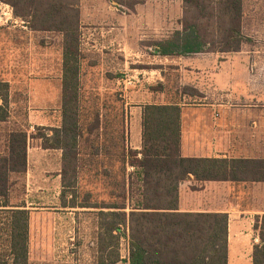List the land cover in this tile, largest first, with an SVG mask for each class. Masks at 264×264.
<instances>
[{
	"label": "trees",
	"instance_id": "1",
	"mask_svg": "<svg viewBox=\"0 0 264 264\" xmlns=\"http://www.w3.org/2000/svg\"><path fill=\"white\" fill-rule=\"evenodd\" d=\"M146 1L117 0L120 7L130 11ZM9 2L15 17L28 22L32 31L63 36L62 121L60 126L42 132L40 139L44 149L62 152V207L97 211V264H228L229 216L181 212L180 186L192 176L200 183H264V160L184 158L181 100L174 96H167V105L145 107L143 146L140 151L132 150L128 146L129 114L124 106L113 108V103L103 101L92 107L90 104L83 114L81 17L76 0ZM183 2L184 14L191 15V21L186 18L181 30L152 42V55L177 59L239 51L242 42L256 43L242 34L243 0ZM200 20L216 26L214 36L202 32ZM152 89L169 95L161 83ZM181 90L182 97H204L190 87ZM9 95V85L0 84V123L10 121ZM28 142L24 130H14L6 138V152L0 158V207H9L16 177L27 170ZM84 165L91 186L88 189L79 182ZM128 167L134 169L138 181V196L130 212L126 203ZM113 174L118 180L113 179L110 193L101 199L102 192L97 193L100 178ZM9 214L11 251L9 256L1 255L0 264H28V212L11 210ZM255 228L261 243L254 248L253 261L264 264V215L256 217ZM122 240L128 243L126 260L121 255Z\"/></svg>",
	"mask_w": 264,
	"mask_h": 264
},
{
	"label": "rangeland",
	"instance_id": "2",
	"mask_svg": "<svg viewBox=\"0 0 264 264\" xmlns=\"http://www.w3.org/2000/svg\"><path fill=\"white\" fill-rule=\"evenodd\" d=\"M9 1L0 0V29L3 26L13 27L5 24L8 16L14 13ZM76 2L81 17L80 97L83 114L90 104L92 107L94 103L107 101L115 105H112L113 108L124 106L129 116L131 114L133 124H136L134 119L138 117L139 110L135 103L146 100L162 102L167 96L184 101L182 87L178 84L179 74L175 72L177 64L155 58L151 47L152 42L178 30L186 18L191 21V15L184 14L183 0H148L137 5L134 11L120 7L117 0ZM243 4H264V0H243ZM199 23L205 35L209 31L214 36L215 25L204 20ZM19 26L12 28L11 33L4 32L0 36V73L13 86L12 120L4 130H24L29 136L27 170L16 177L11 199L16 204L24 200L30 208L49 211L45 212L47 214L43 216L42 223L50 225L54 224V210L63 208L60 199L63 190L60 176L62 152L44 151L40 135L60 126L62 121L63 36L55 32H23ZM150 69L166 70L161 73L169 95L152 89L157 83L147 81L151 78ZM194 100L200 102L199 98H187V103ZM86 159L85 156V163ZM127 173L130 176L126 179V203L127 212H130L138 196V181L133 168L128 167ZM88 179L84 165L79 182L85 189L91 187L87 184ZM113 179L118 180L117 174L111 178H100L101 189L97 193L102 192L101 199L107 198ZM68 209L73 213L69 223L90 227L93 232L98 224L96 210ZM127 249L128 243L122 240L121 255L126 256Z\"/></svg>",
	"mask_w": 264,
	"mask_h": 264
},
{
	"label": "crops",
	"instance_id": "3",
	"mask_svg": "<svg viewBox=\"0 0 264 264\" xmlns=\"http://www.w3.org/2000/svg\"><path fill=\"white\" fill-rule=\"evenodd\" d=\"M242 13V34L256 43L242 42L240 50L232 52L213 51L177 59L154 56L176 63L179 86L193 88L204 96L184 95L179 104L184 158L264 160V4H243ZM5 24L12 28L20 25L23 32L41 33L32 31L28 22L14 13ZM12 28L3 26L0 36L11 33ZM161 71L166 70L150 69L147 81L166 86ZM6 83L12 112L13 86L0 73V84ZM187 98H199L200 102L187 103ZM167 104L150 100L134 104L139 115L134 119L136 124L131 114L128 118V146L132 150L140 151L143 146L145 107ZM10 121L0 123V158L6 152L7 136L16 130H4ZM29 205L24 200L16 204L10 196L9 207H0V257L5 253L9 256L11 251L9 211L25 210L29 217L28 264H97L98 224L91 232L90 227L69 223L73 213L68 208L55 209L54 224H45L42 218L49 211ZM180 211L227 214L228 264H254V248L261 243L255 224L256 217L264 215V183H200L192 176L180 186ZM128 256L129 248L122 259Z\"/></svg>",
	"mask_w": 264,
	"mask_h": 264
}]
</instances>
